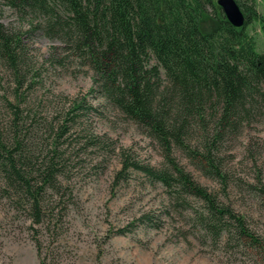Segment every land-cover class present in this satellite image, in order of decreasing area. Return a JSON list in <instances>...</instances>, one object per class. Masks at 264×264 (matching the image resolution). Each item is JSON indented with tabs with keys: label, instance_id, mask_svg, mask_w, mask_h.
<instances>
[{
	"label": "rangeland",
	"instance_id": "rangeland-1",
	"mask_svg": "<svg viewBox=\"0 0 264 264\" xmlns=\"http://www.w3.org/2000/svg\"><path fill=\"white\" fill-rule=\"evenodd\" d=\"M216 1L200 19L204 34L216 29ZM255 10L264 18V0ZM0 23L23 47L16 72L0 55V144L18 136L28 157L54 158L59 170L38 212L0 173V264H264V112L209 153L198 128L171 150L169 160L241 220L242 232L226 220L229 231L213 235L202 224L203 201L178 199L137 169L171 166L140 128L92 93L88 67L74 58L59 64L66 53L53 47L60 44L26 33L28 21L2 1ZM246 32L264 54L261 25ZM80 102L83 108L72 110Z\"/></svg>",
	"mask_w": 264,
	"mask_h": 264
},
{
	"label": "trees",
	"instance_id": "trees-1",
	"mask_svg": "<svg viewBox=\"0 0 264 264\" xmlns=\"http://www.w3.org/2000/svg\"><path fill=\"white\" fill-rule=\"evenodd\" d=\"M0 1L28 21L26 33L60 44L53 47L66 53L59 64L74 58L88 67L92 93L140 128L171 166L137 169L174 190L178 199L188 195L203 201L208 218L202 224L213 235L229 231L226 220L236 222L242 232L241 220L218 207L169 157L173 148L192 139V129L198 128L200 144L209 153L210 145L237 137L264 112V54L257 53L246 32L253 22L264 29L256 0H235L245 16L242 28L231 26L222 12L214 15L212 34L200 31V19L214 7L212 0ZM21 42L19 34L0 23V55L15 72ZM82 104L74 103L72 110ZM15 137L9 145L0 144V173L6 186L28 196L38 212V199L55 187L59 170L54 158L28 157Z\"/></svg>",
	"mask_w": 264,
	"mask_h": 264
},
{
	"label": "water",
	"instance_id": "water-1",
	"mask_svg": "<svg viewBox=\"0 0 264 264\" xmlns=\"http://www.w3.org/2000/svg\"><path fill=\"white\" fill-rule=\"evenodd\" d=\"M216 4L231 26L237 29L244 26V13L235 0H217Z\"/></svg>",
	"mask_w": 264,
	"mask_h": 264
}]
</instances>
